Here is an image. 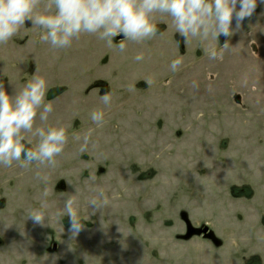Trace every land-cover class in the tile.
<instances>
[{"label": "rangeland", "instance_id": "1", "mask_svg": "<svg viewBox=\"0 0 264 264\" xmlns=\"http://www.w3.org/2000/svg\"><path fill=\"white\" fill-rule=\"evenodd\" d=\"M152 22L157 35L140 43L82 33L53 49L31 21L0 43L10 96L34 75L47 82L53 111L41 121L37 110L25 145L35 150L36 128L67 135L54 167L0 164V264H264V4L222 59L206 49L219 52L223 35L185 41L169 15ZM101 189L108 203L93 212ZM70 197L83 224L75 237Z\"/></svg>", "mask_w": 264, "mask_h": 264}, {"label": "clouds", "instance_id": "2", "mask_svg": "<svg viewBox=\"0 0 264 264\" xmlns=\"http://www.w3.org/2000/svg\"><path fill=\"white\" fill-rule=\"evenodd\" d=\"M41 3L42 0H0V43L11 39L26 21L45 30L41 41L49 43L53 49L71 46L73 39H78L82 33L96 34L109 46L120 34L128 41L140 43L157 35L158 28L152 20L153 14L158 12L172 18L176 32L185 41L190 36L206 40L209 35L216 39L223 35L226 40L219 52L215 48L206 49L210 59H222L234 31L253 16L258 3L264 4V0H46L44 11L37 12ZM125 47L124 43L118 45L121 52ZM143 59V53L135 57L136 61ZM181 64L182 59H175L170 68L175 72ZM46 89V80L35 75L13 96L0 83V164L10 167L14 161L23 159L22 166L33 162L55 166V157L63 152L67 143L64 127L36 128L33 134L39 137V143L35 150L25 145L26 137L22 135L33 132L38 109L42 108L41 121H47L53 111L51 103H44ZM101 100L109 105L111 96L105 94ZM91 119L101 124L103 112L93 111ZM88 140L85 136L81 151L86 150ZM44 195H48L47 191ZM74 203V198L70 197L64 208L73 237L83 229ZM107 203L102 189L98 197L89 201L93 212ZM28 218L37 225L45 221L44 213L39 210L31 211Z\"/></svg>", "mask_w": 264, "mask_h": 264}]
</instances>
